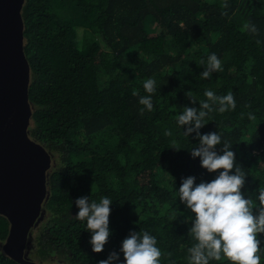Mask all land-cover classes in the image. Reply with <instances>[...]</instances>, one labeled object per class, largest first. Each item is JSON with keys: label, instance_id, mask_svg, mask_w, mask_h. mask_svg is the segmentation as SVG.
I'll list each match as a JSON object with an SVG mask.
<instances>
[{"label": "trees", "instance_id": "16d2710c", "mask_svg": "<svg viewBox=\"0 0 264 264\" xmlns=\"http://www.w3.org/2000/svg\"><path fill=\"white\" fill-rule=\"evenodd\" d=\"M22 15L31 68L29 134L53 159L31 259L99 264L115 251V264H125L123 240L132 231H148L163 253L161 264H188L195 214L180 200L179 188L187 177L199 184L218 172L192 157L199 138L185 136L177 116L186 106L212 104L206 90L234 95L235 110L221 113L212 104L200 133L217 132L231 142L246 173L242 192L258 205L264 187V0H25ZM212 54L221 70L204 79ZM149 78L156 81L153 94L143 87ZM149 95L151 111L139 103ZM222 149L223 142L218 154ZM84 196L113 202L111 236L101 253L92 251L86 220L76 218L75 200ZM8 232L9 221L0 215V242ZM259 239L264 264V234ZM0 264L18 263L0 251Z\"/></svg>", "mask_w": 264, "mask_h": 264}, {"label": "clouds", "instance_id": "9594fccd", "mask_svg": "<svg viewBox=\"0 0 264 264\" xmlns=\"http://www.w3.org/2000/svg\"><path fill=\"white\" fill-rule=\"evenodd\" d=\"M246 29L257 32L255 25L246 24ZM203 63V61H201ZM221 70V61L212 54L208 57L207 67L201 73L202 78H210L212 72ZM147 93L156 90V81L147 79L143 85ZM133 95H138L134 91ZM186 95L193 104L196 100L188 92ZM204 95L212 104L220 105L219 112L235 110L236 102L231 91L225 96H217L206 90ZM139 103L149 111L153 109L151 95L140 97ZM212 104L201 101L200 107H184L177 116V123L183 127L184 135L195 133L199 138V146L191 150L195 159H201V166L209 173L218 172L211 182L196 183L195 177L183 179L179 188V198L195 214L189 234L196 243L188 248V264H209L211 260L222 258L230 264H261V240L264 234V187L259 189L258 205L252 198H245L242 189L246 182V173L236 163L232 144L222 140L217 132L201 134L204 120L213 111ZM144 109H141L143 114ZM254 119V116H249ZM165 135H171L166 132ZM223 142V154H218L216 146ZM233 169L235 170L234 174ZM112 201L102 197L99 202L89 197H79L75 204L79 211L76 218L87 222V230L91 233L89 243L92 251L101 253L109 242V229ZM120 251L124 255L125 264H161L163 255L157 246V239L148 231H132L122 242ZM171 256V253L168 254ZM119 254L111 252L107 259L99 264H115ZM174 264V262H173Z\"/></svg>", "mask_w": 264, "mask_h": 264}, {"label": "water", "instance_id": "95a60500", "mask_svg": "<svg viewBox=\"0 0 264 264\" xmlns=\"http://www.w3.org/2000/svg\"><path fill=\"white\" fill-rule=\"evenodd\" d=\"M24 1L0 0V215L9 221L2 251L18 264H57L27 257L32 230L45 212L53 159L29 134L33 105Z\"/></svg>", "mask_w": 264, "mask_h": 264}, {"label": "rangeland", "instance_id": "374dc122", "mask_svg": "<svg viewBox=\"0 0 264 264\" xmlns=\"http://www.w3.org/2000/svg\"><path fill=\"white\" fill-rule=\"evenodd\" d=\"M38 223H39V221H38ZM37 223V224H38ZM36 227V226H35ZM35 227L33 228V229H35ZM32 232H33V230H32ZM31 238V237H30ZM4 241H2V242H0V251H2V243H3ZM30 245H31V247H30ZM30 245L28 246V248H29V253L27 252V257L28 258H31V256H30V250H32V248H33V245H34V243H33V241H32V238L30 239ZM28 250V249H27ZM28 254H29V256H28ZM57 263V262H56Z\"/></svg>", "mask_w": 264, "mask_h": 264}, {"label": "flooded vegetation", "instance_id": "af4514ba", "mask_svg": "<svg viewBox=\"0 0 264 264\" xmlns=\"http://www.w3.org/2000/svg\"><path fill=\"white\" fill-rule=\"evenodd\" d=\"M2 242V241H1Z\"/></svg>", "mask_w": 264, "mask_h": 264}]
</instances>
